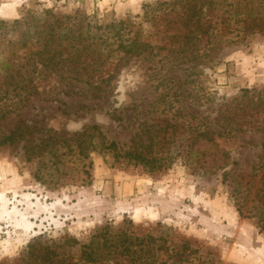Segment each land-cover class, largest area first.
I'll return each mask as SVG.
<instances>
[{
    "label": "rangeland",
    "instance_id": "obj_1",
    "mask_svg": "<svg viewBox=\"0 0 264 264\" xmlns=\"http://www.w3.org/2000/svg\"><path fill=\"white\" fill-rule=\"evenodd\" d=\"M210 1L0 0V264H264V30Z\"/></svg>",
    "mask_w": 264,
    "mask_h": 264
},
{
    "label": "trees",
    "instance_id": "obj_2",
    "mask_svg": "<svg viewBox=\"0 0 264 264\" xmlns=\"http://www.w3.org/2000/svg\"><path fill=\"white\" fill-rule=\"evenodd\" d=\"M213 1H210V4H212ZM228 6L230 7L227 9L228 11H233V14L235 16V22L240 23L242 22L244 32H253V31H260L264 30V4L262 3V0H233L228 3ZM191 8V5L190 7ZM209 7H207L208 10ZM243 13L246 15V18L242 17L237 19L238 16L243 15ZM193 11L189 13V17L187 19V22L190 23V21L193 19ZM244 18V19H243ZM122 23V22H120ZM188 25V24H187ZM53 27V26H52ZM196 27H202L201 26V19L197 20ZM51 29V28H50ZM65 33L67 36L73 35L76 31L74 28V24H68L65 27ZM53 29H51L52 31ZM196 31V29H192ZM241 29H237V35H240ZM205 31H208V27L205 29ZM60 38V34L58 35V39ZM190 38V37H189ZM74 41V40H73ZM90 45H87L89 47ZM119 47H124V52L128 53L132 51V48L134 46V42H127L123 43L121 42ZM61 51H57L54 49L55 56L52 55L47 58V64L51 65L52 67H57L58 65V58L56 57V54L60 53ZM53 61V64H51ZM97 65V64H96ZM14 137L12 135L7 136L3 141L11 140ZM128 155L132 156L134 159H136L139 163H150L152 161L151 159H148L147 156L143 155L142 153H135V152H127ZM155 160L153 162V167L155 166ZM160 164H158L159 167ZM44 234H40V236L35 239L39 245H36L35 243H31L29 247L27 248V254L35 255V257L38 259V262L35 264H61V261L57 258L60 254V251L58 248H62L64 244H68L71 247H76V251L78 250L77 256H72V262L69 261V264H102L101 263V254L99 252L100 250V244L102 242L104 250V262L106 264H111V261L114 260L111 256L112 250L110 249L111 246H116V242L114 243V238L119 240V244L123 246L124 252H130L129 248V241L132 238L131 234L127 233L126 230H121V232L118 233L117 229L114 228L111 225H106L101 228L95 229L93 232H91L88 241H80L76 238H73L71 236H65L63 241L57 242L52 240L48 241L49 243L46 244V242L42 241V237ZM101 237L103 238V241H100ZM34 240V241H35ZM128 242V244H127ZM45 243V244H44ZM119 245V246H120ZM79 247V249H78ZM35 253V254H34ZM76 255V254H74ZM111 256V257H110Z\"/></svg>",
    "mask_w": 264,
    "mask_h": 264
}]
</instances>
